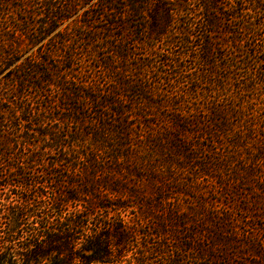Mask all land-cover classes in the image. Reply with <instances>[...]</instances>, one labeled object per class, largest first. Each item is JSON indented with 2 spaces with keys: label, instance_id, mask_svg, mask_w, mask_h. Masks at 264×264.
Instances as JSON below:
<instances>
[{
  "label": "trees",
  "instance_id": "1",
  "mask_svg": "<svg viewBox=\"0 0 264 264\" xmlns=\"http://www.w3.org/2000/svg\"><path fill=\"white\" fill-rule=\"evenodd\" d=\"M189 1L0 0V264L264 262V0L227 8L257 75L214 39L220 3L195 0L199 55L152 83L129 41L188 47L170 29Z\"/></svg>",
  "mask_w": 264,
  "mask_h": 264
},
{
  "label": "rangeland",
  "instance_id": "2",
  "mask_svg": "<svg viewBox=\"0 0 264 264\" xmlns=\"http://www.w3.org/2000/svg\"><path fill=\"white\" fill-rule=\"evenodd\" d=\"M220 5H221V15H220V20H221V24H220V28L221 30H218L216 32V36L214 37V39L216 41H219L220 43H222L224 46L221 49V51H223V49L226 50V52H228V55H230V52L232 51L233 53H238L237 56H235V54H232V58L233 59H237L238 61H243L245 64L239 66V68L237 69V73L240 76V79H247L248 77L251 76L252 74L257 75V73L262 71V67L264 66H258L257 64L254 63V61L252 59H250V57H248V55L253 54L254 52H252L251 48H250V43L251 41L249 39H254V37H252V28L250 27V25L246 24V22H244V17L241 14V8H238L235 13L229 12L227 8L230 7V4H232V1L234 0H217ZM174 7V6H173ZM199 8H200V3H198L195 0H190L189 3H187L186 6V11L183 12L180 16H177L176 19H174L173 25L170 29V33L173 37L178 38L180 36V29L182 28H186L189 29L190 31V35L191 37H189V39L192 41L191 44L188 45V47L186 46H180L178 45L177 47H174L172 45H168V43L166 42V40L164 39L162 42L160 43H156L153 47V50H150L148 47H142L140 45H138L136 42V40L138 38H132L131 42L129 41L130 45H133V50L134 48V44L137 45V49H135V58L139 59V61H147V59H152V68H150V71L152 73V75L154 74V78H151L152 76H150L149 80L154 83L157 82V79L162 82L163 80L160 79V77L158 76L157 72L162 71V69H164V65L165 64V59L163 57H172L176 54H180L183 52H186L188 54H192L193 56H198L199 55V50H200V43H201V31H200V27L203 26V22H205V17L201 16L200 12H199ZM237 18L232 20L231 16H236ZM258 17V18H257ZM256 18L251 17L252 20H254V23H256L257 25L260 24L259 20V16H257ZM262 20V19H261ZM260 20V21H261ZM72 25V22H67L65 23V25ZM245 27V28H243ZM63 28V26L61 28H59V30H61ZM76 30V28H74ZM248 32V33H247ZM56 33L52 34L49 38L45 39V41L43 42L44 48L47 51L48 50H52L56 47V44L59 45L58 42H60L58 39H55L54 41H50V38H52L53 36H55ZM255 39L259 38L258 34H255ZM54 38V37H53ZM59 38V37H58ZM219 38L221 40H219ZM208 39V38H206ZM61 46V43L60 45ZM238 50H235L234 48H236ZM22 47V46H21ZM39 46H35L33 47V49H31L26 56H24L22 58V60H25L26 57L28 55H31L33 53H36L38 50ZM234 49V50H233ZM225 52V53H226ZM240 52V53H239ZM249 52L251 54H249ZM248 53V54H246ZM102 55V54H101ZM106 55V54H105ZM162 57V59H160ZM231 57V55L229 56ZM247 57V59H246ZM185 65H189V61L187 62V64L185 63ZM62 67H64V65H62ZM155 73L157 75H155ZM150 75V74H149ZM223 75V74H221ZM155 79V80H154ZM165 87V86H164ZM34 91V90H33ZM259 91H264V86L261 87L259 89ZM53 95V92H52ZM254 98L258 96L257 92L254 94ZM260 99H255L254 103H259ZM34 102V101H33ZM35 102H37V100H35ZM263 127V124H261V121L258 122L257 124V128L260 129V127ZM210 191V189L208 190ZM212 193V192H210ZM215 196L214 193H212V197ZM253 260H249V264H264V262L259 263V262H255ZM237 261H233L231 264H235ZM240 263H242V261H239ZM245 264V262H243Z\"/></svg>",
  "mask_w": 264,
  "mask_h": 264
}]
</instances>
